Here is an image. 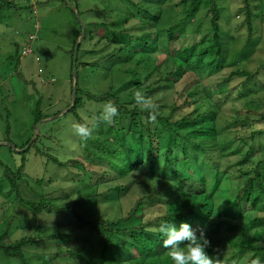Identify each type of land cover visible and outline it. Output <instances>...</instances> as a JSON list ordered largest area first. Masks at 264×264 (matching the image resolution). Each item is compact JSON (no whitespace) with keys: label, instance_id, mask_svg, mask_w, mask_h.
Listing matches in <instances>:
<instances>
[{"label":"trees","instance_id":"obj_1","mask_svg":"<svg viewBox=\"0 0 264 264\" xmlns=\"http://www.w3.org/2000/svg\"><path fill=\"white\" fill-rule=\"evenodd\" d=\"M62 1L73 11L76 22L83 26V32L86 33V24L81 19L77 1L74 0V3L71 0ZM203 2L205 3L206 0H180L179 3L184 7L189 5V9L185 10V20L192 18L200 10ZM245 2L244 8H246L250 40L252 39L250 36L254 13L248 1L245 0ZM207 6L206 16L211 17L210 32L212 33L207 44L200 47L199 42H195L190 47L182 45L178 48L179 37L176 30L185 20L173 24L167 31L168 53L163 52L165 59L160 63L155 62L153 56L159 53L158 46L161 37L147 32V28L153 26L151 23L153 15L148 11L138 10L145 32L136 35L135 41L130 39L131 36L125 32V29H121L117 32L119 35H116L114 30L109 32L108 28H104L110 35H99L100 38L108 39V46L106 45L103 50H109L112 38L117 43L115 48L103 56L108 61L117 58V61L110 63V68L113 69L118 64L132 61L136 62V68L127 70L131 77L123 81L119 88L110 87L103 94H96L79 86L77 56L81 42L74 45L73 51L78 50L73 54L71 63V76L73 77L71 103L65 110H58L50 114L52 117L49 114H44L40 105L36 106L32 111L34 114L32 134L21 146L11 142L12 147L20 148L25 154L34 148L36 154H41L47 162L67 167L76 166L81 172L78 179L82 183L87 182L83 170L86 168L85 160L102 162L103 179H97V185L101 181L108 184L113 183V185L105 191L96 190L79 194L69 205L59 204L52 198V192H46L33 198L24 197L20 188V182L26 175L24 164L15 169L4 166L3 171L4 178L10 183L15 191L16 199L22 206L29 209L30 212L32 211L36 217L44 218L46 215H55L69 218L74 215L78 224H82L91 232L96 233L101 244V254L91 263L87 258L82 257L81 252L85 251V245L78 239L79 234L66 229L69 221L56 223V232L47 233V224H41L37 220L36 224L32 226V234L25 235L20 239H13L11 230L14 217L5 221L0 218V253L9 258L18 259L21 264H34L27 258L25 248L28 245L56 242L63 247L43 256L39 264H50L60 258L69 257L82 262L81 264H173L168 250L163 247L165 237L158 232H149L146 229L158 226L160 223H174L179 227L181 222H186L197 230V235H199V229L202 228L205 231L206 237L210 241L206 252L213 259L219 256L221 264H227L228 261L233 260L238 262L237 264H241L240 257L244 253H251L253 257L258 255L260 259L264 260V128L251 130L247 137L238 138V145H236L238 149L233 152L239 156L234 161L225 157L224 149L221 150L217 143L218 132L223 130L224 133H227L231 130L225 131L228 124L224 125V128H220L217 121L218 104H207L204 101L213 99L209 92L206 91L205 96L199 97L197 96L198 89L187 93L175 91L177 99L170 105L167 113L162 106H157L158 116L155 123H145L148 112L143 111L135 104V98L130 93L125 99L122 95L125 90H130L131 87L143 89V94L166 90L167 87L162 84L175 83L189 70L195 69L196 65L191 63L193 58H198L196 61L201 64L204 56L214 55L211 63L216 65L219 63L224 53L220 10L215 0H208ZM12 8L20 10L22 6L14 0H0V11ZM159 18L160 14H157L154 21ZM108 36L112 37L111 40ZM30 51L31 49H27L24 52ZM9 58L14 61V67L17 69L20 64L18 49L15 55H11ZM169 62L172 63L171 67L168 65ZM205 68L207 69V66ZM261 68H264V64L259 67V69ZM258 71L236 70L229 77L231 78L235 74H247L249 78L256 75ZM244 92V89H240L238 96H244ZM85 98L89 101L102 103L111 101L119 112L114 123L106 124V131H101L100 136L91 138L87 142L80 140V144L86 145L83 147L85 150L82 156L71 158L69 161H62L50 152L39 148L38 142L41 135L34 131L36 127L39 129L43 121L49 118L59 119L66 114L73 113L79 123H86L79 114V108L84 106ZM257 120L264 121V113L240 119L235 118L230 124L249 128ZM158 125L166 128V135L161 134ZM7 126V130L10 131L9 125ZM52 136L51 133L47 135V137ZM225 142L226 146H230L236 141L230 137ZM4 144L7 143L0 142V146ZM255 144L259 145L260 155L257 157H254ZM243 145L248 146L244 153L239 149ZM231 162L233 165H230ZM224 163L226 165L223 168ZM144 166L148 168V173L143 172ZM141 172L144 174L143 180L140 182V196L130 209L112 217L100 215L90 218L80 213L79 209L85 203H96L97 206L105 201H118L123 194L131 190ZM122 179H124V183L121 181ZM223 179L229 182L234 193H229L230 187L222 184ZM153 180L157 188L154 187ZM149 184H152L153 187H150ZM217 193L226 195L224 203L217 204ZM101 198L104 200L100 201ZM157 205L164 206V212L147 217L146 210ZM235 219H247L248 226L241 227V238L233 241L237 246L236 251L234 250L233 254L228 257L229 260H222L216 232L221 230L222 224L232 225V221ZM252 229L256 230L250 233L249 231ZM71 242H73L72 245H70Z\"/></svg>","mask_w":264,"mask_h":264},{"label":"rangeland","instance_id":"obj_2","mask_svg":"<svg viewBox=\"0 0 264 264\" xmlns=\"http://www.w3.org/2000/svg\"><path fill=\"white\" fill-rule=\"evenodd\" d=\"M14 1L22 6L20 10L12 8L0 11V142L7 143L0 146V218L2 221L11 217L15 218L11 230L13 239H20L25 235L32 234V226L36 224L37 220L41 224H47V233L56 232V223L69 221L66 229L79 234L78 239L85 245V251L81 252L82 257L87 258L91 263L101 254V244L96 233L91 232L82 224H78L74 215L69 218L55 215H46L44 218L36 217L32 211L30 212L16 199L15 191L4 178L3 171L4 166L15 169L24 164L26 175L20 182L21 193L24 197L33 198L46 192H52V198L59 204L69 205L79 194L96 190L105 191L113 185V183L108 184L103 181L97 185V179H103L102 162L85 160L86 168L83 170L87 182L82 183L78 179L81 172L76 166L67 167L47 162L41 154H36L34 148L25 154L20 148L12 147L11 142L21 146L32 134L34 119L32 111L36 106L40 105L43 113L51 116L50 114L58 110H65L71 103L73 79L71 63L73 54L78 50L73 51L74 45L81 42L77 56L79 86L84 90L103 94L110 87L119 88L123 81L131 77L127 70L136 68L135 61L118 64L113 69L110 68V63L117 61V58L109 60V62L103 56L115 48L117 43L114 38L108 36L109 40L112 38V43L109 50H103L108 39L100 38L99 35H110L104 28H108L109 32L114 30L116 35H119L118 31L125 29V32L130 34V39L135 41L136 35L145 32L138 10L148 11L154 18L160 14L157 21H154L153 17L151 18L153 26L147 28V32L150 34H157L161 37L158 46L159 53L153 56V60L160 63L165 59L163 52L168 53L169 49L167 31L171 25L185 20V10L189 9V5L184 7L179 3L180 0H76L81 19L86 24L87 32L85 33L83 26L76 22L73 11L62 0ZM207 1L202 3L200 10L192 18L185 20L176 30L177 33H175L179 37L178 48L182 45L190 47L195 42H199L198 45L202 47L211 39V17L206 16ZM215 1L220 10V25L224 42V53L219 63L217 65L211 63L214 55L204 56V63L201 64L197 63L198 58H193L191 63L196 65L194 70H189L175 83L162 84L167 87L166 90L144 95L150 97L156 107L162 106L167 113L170 105L177 99L175 91L187 93L198 89L197 96L199 97L205 96L207 92L212 94L213 99L204 101L207 104H218V124L220 128H224L228 124L225 131L231 130L227 133H224L223 130L218 132L217 143L221 150L224 149L225 157L235 161L239 156L233 152L238 149L236 146L238 138L247 137L251 130L264 128V121L258 120L249 128L230 124L235 118L240 119L264 113V68L259 69L264 64V0H247L254 13L250 36L252 39L250 40L246 8H244L245 0ZM202 39L205 40L201 41ZM17 49L20 54V64L16 69L14 61L9 56L15 55ZM27 49H31V51L25 53L24 51ZM168 65L171 67L172 63L169 62ZM236 70L259 71L249 78L247 74H235L230 78L229 76ZM240 89H244V96H238ZM137 91L143 94V89L131 87L130 90L124 91L123 98L125 99L128 93L135 98ZM104 104L85 98L84 106L79 108V114L86 123L89 126L96 125L92 138L100 136L101 131H106V123L98 120ZM74 123L79 122L73 113L66 114L59 119L49 118L43 121L39 129L36 127L34 131L41 135L38 142L39 148L50 152L62 161L82 156L85 150L83 147L86 145L80 144L81 139L74 134L72 128ZM7 125H9L10 131L7 130ZM158 127L161 134L166 135V128L162 125H158ZM48 133L53 136L47 137ZM230 137L236 142L226 146L225 140ZM8 140L11 141L7 142ZM163 142L165 143V140ZM258 146L255 144L254 157L260 155ZM247 147V145H243L239 149L244 153ZM231 164L233 165L232 162ZM225 165L226 163L223 164V168ZM142 170L144 173L149 172L146 166ZM143 172L138 175L131 190L123 194L118 201L101 202L97 205L98 208H96V203H85L80 207V213L86 217L94 218L100 215L112 217L127 211L140 196ZM158 177L163 178L162 176ZM121 181L124 183V179ZM153 183L157 188L154 180ZM222 184L230 187V194L234 193V189L227 180L223 179ZM149 185L153 187L152 184ZM103 200L100 199V201ZM225 200L226 195L216 194L218 205L224 203ZM164 210V206L157 205L148 208L146 214L147 217H152L161 214ZM232 222V225L222 224L221 230L216 232L222 260L228 259L234 250L236 251L237 246L233 241L241 238L240 228L248 226L247 219H235ZM255 230L252 229L249 232ZM72 244L73 242L70 243V245ZM61 247L63 245L56 242L28 245L25 248V254L32 263L39 264L43 256L56 252ZM257 259L260 264H264V260L260 259L258 255L253 257L251 253H244L240 257V263L252 264ZM81 263L69 257L60 258L50 264ZM237 263L233 260L228 261L227 264ZM0 264H21V262L0 253Z\"/></svg>","mask_w":264,"mask_h":264},{"label":"clouds","instance_id":"obj_3","mask_svg":"<svg viewBox=\"0 0 264 264\" xmlns=\"http://www.w3.org/2000/svg\"><path fill=\"white\" fill-rule=\"evenodd\" d=\"M135 104L143 111L148 112L145 123L156 122L158 110L150 97L137 91L135 93ZM118 115V108L109 101L102 106L98 120L112 125ZM72 128L77 137L87 142L92 138L96 125L89 126L87 123H74ZM146 230L158 232L165 237L163 239V247L168 250L173 264H221L219 256L213 259L207 254L206 248L210 246V241L202 228L199 229V235H197V230L186 222H181L179 227L174 223H160L158 226L149 227ZM182 245L184 246L183 248L181 247ZM252 264H260V261L258 259L254 260Z\"/></svg>","mask_w":264,"mask_h":264}]
</instances>
